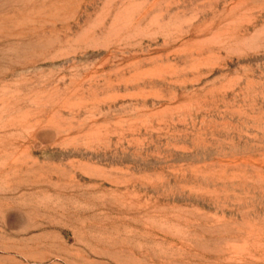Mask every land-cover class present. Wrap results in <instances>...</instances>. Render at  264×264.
<instances>
[{
  "label": "rangeland",
  "instance_id": "obj_1",
  "mask_svg": "<svg viewBox=\"0 0 264 264\" xmlns=\"http://www.w3.org/2000/svg\"><path fill=\"white\" fill-rule=\"evenodd\" d=\"M0 264H264V0H0Z\"/></svg>",
  "mask_w": 264,
  "mask_h": 264
}]
</instances>
